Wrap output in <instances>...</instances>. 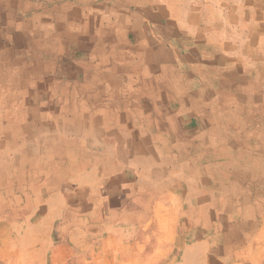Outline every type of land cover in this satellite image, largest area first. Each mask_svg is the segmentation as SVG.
Segmentation results:
<instances>
[{
    "label": "crops",
    "instance_id": "crops-1",
    "mask_svg": "<svg viewBox=\"0 0 264 264\" xmlns=\"http://www.w3.org/2000/svg\"><path fill=\"white\" fill-rule=\"evenodd\" d=\"M0 264H264V0H0Z\"/></svg>",
    "mask_w": 264,
    "mask_h": 264
},
{
    "label": "rangeland",
    "instance_id": "rangeland-1",
    "mask_svg": "<svg viewBox=\"0 0 264 264\" xmlns=\"http://www.w3.org/2000/svg\"><path fill=\"white\" fill-rule=\"evenodd\" d=\"M46 7H48V6L38 5L37 6V11L43 12ZM61 9H62L61 6H59V5H53V14H60L61 13ZM31 10H29V12H31ZM26 11H28V8H26Z\"/></svg>",
    "mask_w": 264,
    "mask_h": 264
}]
</instances>
